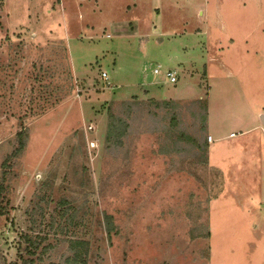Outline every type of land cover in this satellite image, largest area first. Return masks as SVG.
Listing matches in <instances>:
<instances>
[{
  "label": "rangeland",
  "instance_id": "374dc122",
  "mask_svg": "<svg viewBox=\"0 0 264 264\" xmlns=\"http://www.w3.org/2000/svg\"><path fill=\"white\" fill-rule=\"evenodd\" d=\"M133 97L157 115L110 148ZM170 98L206 99L207 132ZM263 112L264 0H0V264H264Z\"/></svg>",
  "mask_w": 264,
  "mask_h": 264
},
{
  "label": "trees",
  "instance_id": "16d2710c",
  "mask_svg": "<svg viewBox=\"0 0 264 264\" xmlns=\"http://www.w3.org/2000/svg\"><path fill=\"white\" fill-rule=\"evenodd\" d=\"M162 105H164L165 107H169V103L168 102H164L163 104H156L155 107H162ZM192 107H196L197 112L200 113V109L202 110L201 113L197 116H195L194 120H197L199 122L202 123V132H207V124H208V101L204 100V101H199V102H193L192 103ZM120 112L117 113L116 111L112 110L111 114H110V118H109V126H108V130H107V137H106V143L110 148H114V147H121L123 146L124 140L128 137V133H129V129L131 127L130 124V119H132V116L135 115L136 117H141L140 120H142L143 116L145 114H150L153 116H156L157 114L154 113L153 111L149 110L147 112L146 107L143 103L138 102L136 99H134L133 102H126V103H122L120 106ZM121 109L124 110V112H121ZM147 112V113H146ZM177 116H173L171 119V126L172 128H174V126L177 127V124L179 125V122H177L176 120ZM181 136H179L176 140H174V142L176 144H180L178 142H181L182 139L186 140L188 144H191L193 146V149H190L191 151H195L198 152V156H202L203 160L205 161L207 164L206 169L209 170L211 167V171H219L220 174H218V172H216V174L214 173L213 175H216L217 177H219V179L222 180V173L221 171L217 168H214L212 166H209V156L207 155L208 149H209V145L208 144H199L197 142V137H195V135H186L185 133H183L181 131L180 133ZM29 138L28 135V130L25 128L24 130H22L21 132L18 133L17 135V150L14 152L13 156H11V158L13 157H19L21 156V154L24 152L26 145H27V140ZM173 138V137H172ZM205 158V160H204ZM6 191V186L5 184L2 182L0 183V214L1 215H7L8 213L5 212V208L2 206L1 201L3 194ZM222 191V189L220 188L218 191V194ZM107 220V226L109 227V232L112 230V217L107 216L106 218L104 217L103 219L101 218L99 221V226L101 228L102 232H106V221ZM24 240L29 244L28 248L26 249V251L29 254H33L32 253V249L34 252V248L37 249L38 245L36 242H33V240L28 237L27 235L23 236ZM87 242L85 241H75L72 242V249L74 251V255H73V262H78V260H81L87 250L88 247ZM75 258V259H74ZM21 259L24 260V257L22 256ZM13 264H17V263H13ZM23 264H34L33 261H28V260H24Z\"/></svg>",
  "mask_w": 264,
  "mask_h": 264
},
{
  "label": "crops",
  "instance_id": "0c3cea01",
  "mask_svg": "<svg viewBox=\"0 0 264 264\" xmlns=\"http://www.w3.org/2000/svg\"><path fill=\"white\" fill-rule=\"evenodd\" d=\"M108 37H110V36H108ZM177 75H178V73H177ZM164 77V76H163ZM165 79V78H164ZM102 80V79H101ZM103 83L105 84V82L103 81ZM159 84V83H158ZM166 84H170V83H166ZM111 85V84H110ZM174 85H176V84H174ZM112 86V85H111ZM108 88V87H107ZM111 89H113L114 88V86H112V87H110ZM138 98V100H140V101H147V100H142V99H140L139 97H137ZM132 99H136L135 97H133V98H131V100ZM131 100H129V101H131ZM150 100H155V101H161V100H156V99H150ZM172 101V102H178V103H185V102H187V103H189V102H199V101H204V100H206V99H202V100H189V99H174V98H170V99H168V100H163V101ZM208 111H209V105H208ZM264 113V112H263ZM262 113V114H263ZM261 114V115H262ZM209 115V114H208ZM260 115V116H261ZM208 125H209V119H208ZM262 125V124H261ZM261 128H262V126H261ZM242 135H243V133H241ZM208 136L209 137H212V139H213V141H212V145H214L215 144V138H214V136L212 135V133H211V131H209V126H208ZM228 140H229V144L231 145V146H237V145H239V144H246V142L244 141V140H242V139H240V140H238V141H232V142H230V140H233V139H236V136H235V134L234 133H231L229 136H228V138H227ZM209 155H210V153H209ZM209 159H210V156H209ZM213 166V165H212ZM215 166V165H214ZM215 167H217V168H220L221 170H222V168L221 167H219V166H215Z\"/></svg>",
  "mask_w": 264,
  "mask_h": 264
},
{
  "label": "built area",
  "instance_id": "2783aa9c",
  "mask_svg": "<svg viewBox=\"0 0 264 264\" xmlns=\"http://www.w3.org/2000/svg\"><path fill=\"white\" fill-rule=\"evenodd\" d=\"M161 70H162V67L158 66L154 70V74L156 76H161L162 75V71ZM102 78H103L104 82H106L107 85L110 86L109 77H108V75L106 73H102ZM164 78H165L164 79L165 83H167V82L170 83V84H177L178 83V75H177V72H175V71H171V70L166 71L164 73ZM208 140H209L210 143H212V141H213L212 137H209ZM91 146H92V148H95L96 144L92 143Z\"/></svg>",
  "mask_w": 264,
  "mask_h": 264
},
{
  "label": "water",
  "instance_id": "95a60500",
  "mask_svg": "<svg viewBox=\"0 0 264 264\" xmlns=\"http://www.w3.org/2000/svg\"><path fill=\"white\" fill-rule=\"evenodd\" d=\"M260 121H261V124L264 127V113L260 116Z\"/></svg>",
  "mask_w": 264,
  "mask_h": 264
}]
</instances>
